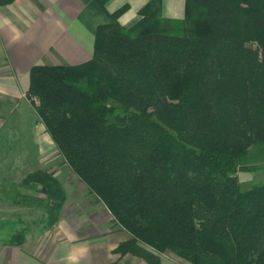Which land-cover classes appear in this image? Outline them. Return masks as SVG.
Returning <instances> with one entry per match:
<instances>
[{
    "label": "trees",
    "instance_id": "16d2710c",
    "mask_svg": "<svg viewBox=\"0 0 264 264\" xmlns=\"http://www.w3.org/2000/svg\"><path fill=\"white\" fill-rule=\"evenodd\" d=\"M15 0H0V6ZM106 10L110 0H95ZM183 18L149 0L130 25L107 12L93 56L35 64L26 95L65 162L131 238L118 253L149 264H264V184L241 190L238 171L264 143V0H184ZM51 229L66 189L51 174L26 178ZM29 224L0 220V244L23 245Z\"/></svg>",
    "mask_w": 264,
    "mask_h": 264
},
{
    "label": "crops",
    "instance_id": "0c3cea01",
    "mask_svg": "<svg viewBox=\"0 0 264 264\" xmlns=\"http://www.w3.org/2000/svg\"><path fill=\"white\" fill-rule=\"evenodd\" d=\"M148 1L110 0L106 10L111 13L128 3L119 21L130 25ZM162 8L165 16L184 17V0H163ZM110 20L95 0H15L1 6L0 40L9 73L8 78H0V91L16 97L24 95L35 64H80L89 60L97 26ZM65 221L62 217L58 226L40 233L37 239L28 236L23 245L2 246L0 264H149L131 252L114 251L131 238L126 230L106 234L92 228L86 232L85 228L65 226L67 221L72 223ZM160 259L161 264H184L166 254Z\"/></svg>",
    "mask_w": 264,
    "mask_h": 264
},
{
    "label": "rangeland",
    "instance_id": "374dc122",
    "mask_svg": "<svg viewBox=\"0 0 264 264\" xmlns=\"http://www.w3.org/2000/svg\"><path fill=\"white\" fill-rule=\"evenodd\" d=\"M5 54L0 40V78H8ZM0 92V220L20 216L28 222V236L34 239L46 231L43 224L37 223L46 214L43 209L14 203L11 198L15 186L22 194L43 196L41 184L26 181L35 172L43 171L58 179L66 189L67 198L60 219L64 217L72 223L65 221V226L85 228L86 232V229L95 228L106 234L109 233L107 231L124 230L102 201L89 191L65 162L26 92L21 97ZM246 164L257 166V169L238 171L239 185L243 191L264 184V143H257L249 150ZM54 226H58V223ZM2 246L0 244V248Z\"/></svg>",
    "mask_w": 264,
    "mask_h": 264
}]
</instances>
